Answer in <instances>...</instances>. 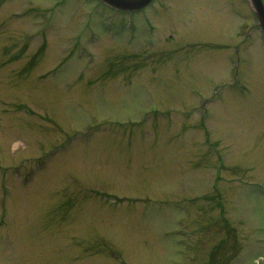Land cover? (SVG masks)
<instances>
[{"label": "rangeland", "instance_id": "rangeland-1", "mask_svg": "<svg viewBox=\"0 0 264 264\" xmlns=\"http://www.w3.org/2000/svg\"><path fill=\"white\" fill-rule=\"evenodd\" d=\"M111 8L0 0V264H264L250 0Z\"/></svg>", "mask_w": 264, "mask_h": 264}, {"label": "water", "instance_id": "water-1", "mask_svg": "<svg viewBox=\"0 0 264 264\" xmlns=\"http://www.w3.org/2000/svg\"><path fill=\"white\" fill-rule=\"evenodd\" d=\"M104 1L117 9L133 10L145 6L151 0H104ZM250 2L256 13L259 25L264 31V3L262 0H250Z\"/></svg>", "mask_w": 264, "mask_h": 264}]
</instances>
